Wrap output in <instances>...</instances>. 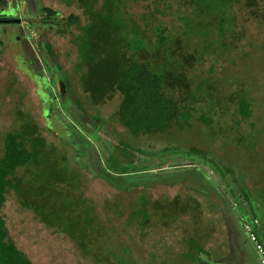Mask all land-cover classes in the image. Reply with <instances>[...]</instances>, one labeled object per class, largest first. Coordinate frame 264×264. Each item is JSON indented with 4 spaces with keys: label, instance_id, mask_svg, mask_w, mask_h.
I'll return each instance as SVG.
<instances>
[{
    "label": "rangeland",
    "instance_id": "374dc122",
    "mask_svg": "<svg viewBox=\"0 0 264 264\" xmlns=\"http://www.w3.org/2000/svg\"><path fill=\"white\" fill-rule=\"evenodd\" d=\"M257 2L264 16V0ZM7 3L13 9L2 8L0 13L6 17L17 13L21 22L20 26L0 23V41L4 42L0 44V154L4 133L19 127L21 112L29 115L46 144L57 148L50 157L64 155L68 168L78 175V190L97 210L103 229L101 236L107 239L104 245L115 252L112 264H189L190 238L205 248L209 256L199 253L205 260L259 264L252 242L241 229L238 214L243 210L249 212L252 199L255 211L264 213V17L256 20L244 0H240L231 7L228 28L220 33L213 24L205 25L198 20L190 25L183 22V17L193 18L188 0H161L160 12L155 10L154 0L131 1L128 10L139 23H144L141 15L148 21L157 17L169 35L179 37L183 48L195 59L186 72L192 93L188 123L181 130L172 128L165 133L134 136L114 117L118 94L93 105L81 91L80 71L75 68L78 60L75 26L60 36L55 27L47 25L36 31L34 41L51 43L55 62L60 65L70 92L61 93L64 85L59 72L53 71L55 81V76L43 67L42 46L30 47L33 51L37 49L40 67L29 60L21 64L26 71L18 67L17 31L26 32L27 22L37 21L40 17L36 11L43 6L62 14H78L83 24L86 19L77 4H65L62 0H7ZM144 24L151 27L154 23ZM46 58L55 66L47 55ZM29 70L36 75L34 80H38L39 87ZM73 97H77L79 105L73 104L69 109L66 101ZM239 98L249 101L248 118L238 112ZM193 148L202 150L206 157ZM124 153L133 155L132 159H126ZM56 154L58 157L54 158ZM129 162L164 163L168 166L161 168L154 180L165 175L184 180L123 191L101 178L105 171L113 172ZM150 171L156 173L158 169ZM175 194H190L198 200L199 211L195 216L187 211L168 226L155 222L141 228L135 222H126L139 196L153 200ZM119 209L124 211L121 215ZM1 214L10 239L33 264H96L68 235L39 222L30 209L19 204L12 190L6 193Z\"/></svg>",
    "mask_w": 264,
    "mask_h": 264
},
{
    "label": "trees",
    "instance_id": "16d2710c",
    "mask_svg": "<svg viewBox=\"0 0 264 264\" xmlns=\"http://www.w3.org/2000/svg\"><path fill=\"white\" fill-rule=\"evenodd\" d=\"M62 1L65 4L76 3L86 19L85 22L81 24L80 16L73 12L62 14L50 6H43L41 11H36L40 18L27 22L26 32L17 31V38L20 41L17 49L19 54L16 56L18 67L26 71V67L21 64L27 60L39 66L37 62L39 53L37 49L33 51L30 47L42 46L44 53L55 65L52 67L46 55L41 54L43 67L49 74L55 76V81L57 78L53 71L59 72V79L64 85V89H60L61 93L70 92L66 87L64 75L60 73L61 67L55 62L51 43L40 41L35 44L34 41L36 31L47 25L55 27L57 35L60 36H64L70 26H75L78 29L74 37L78 52L75 68L80 71L78 78L80 89L91 104H100L115 93L118 94L119 101L114 110V117L134 136L165 133L172 128L181 130L190 118L188 103L192 102V93L186 72L192 67L195 59L192 53L183 48L180 38L170 36L167 27L155 16L150 21L143 15L140 16L144 23H154L151 27L139 23L128 10L131 1L135 0ZM160 1L154 0L155 10L159 12ZM188 1L193 18L183 17V22L190 25L193 20H198V23L205 25L213 24L220 33L229 26L231 7L240 3V0ZM244 5L249 8L256 20L264 17L259 11L257 0H244ZM0 6V10L13 9L7 0H0ZM2 15L0 13V17ZM16 25L20 26L19 23ZM0 44L3 45L4 42L1 40ZM26 46L28 51L25 50ZM28 72L34 80L36 75L31 74L30 70ZM43 72L41 68L40 75H43ZM45 76H48V73H45ZM34 81L39 87L38 80ZM70 100L66 101L67 108L72 109L73 104L79 105L77 97ZM237 103L240 116L248 118L251 113L249 101L239 98ZM19 119L21 120L19 127L14 131L5 132L2 138L0 264H33L8 235L5 219L1 214L8 190L15 193L19 204L30 209L39 222L68 235L94 263L112 264L115 252L110 246L104 245L107 239L101 236L103 229L97 217V210L78 190V175L68 168L64 155L58 157L56 154L54 158H58L55 159L50 157L49 154L55 152L57 148L46 144L45 138L29 115L21 112ZM202 120L207 123V120ZM59 122L62 125L63 121ZM199 151L206 157L202 150ZM123 156L129 160L133 157L125 153ZM110 159L115 164L116 159L114 157ZM165 166L168 165L164 163L137 165L129 162L119 169L115 168L113 172L105 171L104 175L100 176L111 186L123 191L159 182L175 183L184 180L172 175L170 177L165 175L158 181L154 180L155 175H159L162 172L161 168ZM153 168H157L158 171L156 173L150 171ZM189 182L195 184L194 181ZM245 195L249 197V194ZM234 204L235 202L230 206ZM249 204V212L243 210L238 214L241 229L245 232L243 223L246 222L264 247V213L255 211L253 199ZM198 208V200L190 194L184 196L175 194L170 198L153 200L141 195L129 211L126 222L129 224L135 222L141 228L155 222L168 226L179 214L187 211L195 216ZM117 211L119 215L124 212L122 209ZM246 236L250 241L247 233ZM189 244L192 249L188 256L191 260L189 264L224 263L200 257L199 253L207 255V251L197 240L190 238Z\"/></svg>",
    "mask_w": 264,
    "mask_h": 264
},
{
    "label": "built area",
    "instance_id": "2783aa9c",
    "mask_svg": "<svg viewBox=\"0 0 264 264\" xmlns=\"http://www.w3.org/2000/svg\"><path fill=\"white\" fill-rule=\"evenodd\" d=\"M243 227H244L245 232L248 234L250 241L254 245V248L258 254L259 263L264 264V247L257 240L255 234L251 230V227L246 222L243 223Z\"/></svg>",
    "mask_w": 264,
    "mask_h": 264
},
{
    "label": "flooded vegetation",
    "instance_id": "af4514ba",
    "mask_svg": "<svg viewBox=\"0 0 264 264\" xmlns=\"http://www.w3.org/2000/svg\"><path fill=\"white\" fill-rule=\"evenodd\" d=\"M17 11V10H16ZM16 13V12H15ZM16 15H17V13L14 15V13H13V15L12 16H10V17H6V15L5 14H3L2 15V17H0V18H18L19 19V17H16ZM21 22V19L18 21V22H0V23H20Z\"/></svg>",
    "mask_w": 264,
    "mask_h": 264
},
{
    "label": "water",
    "instance_id": "95a60500",
    "mask_svg": "<svg viewBox=\"0 0 264 264\" xmlns=\"http://www.w3.org/2000/svg\"><path fill=\"white\" fill-rule=\"evenodd\" d=\"M19 20L18 18H0V22H18Z\"/></svg>",
    "mask_w": 264,
    "mask_h": 264
},
{
    "label": "crops",
    "instance_id": "0c3cea01",
    "mask_svg": "<svg viewBox=\"0 0 264 264\" xmlns=\"http://www.w3.org/2000/svg\"><path fill=\"white\" fill-rule=\"evenodd\" d=\"M264 218V217H263Z\"/></svg>",
    "mask_w": 264,
    "mask_h": 264
}]
</instances>
